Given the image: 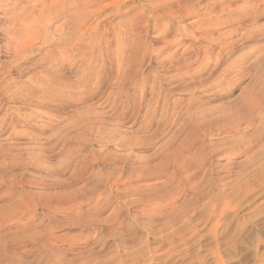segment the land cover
I'll return each mask as SVG.
<instances>
[{"label":"clouds","instance_id":"9594fccd","mask_svg":"<svg viewBox=\"0 0 264 264\" xmlns=\"http://www.w3.org/2000/svg\"><path fill=\"white\" fill-rule=\"evenodd\" d=\"M0 264H264V0H0Z\"/></svg>","mask_w":264,"mask_h":264}]
</instances>
